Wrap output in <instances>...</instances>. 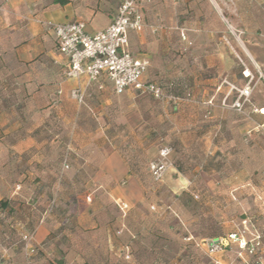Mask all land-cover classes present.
I'll return each instance as SVG.
<instances>
[{
    "label": "rangeland",
    "instance_id": "1",
    "mask_svg": "<svg viewBox=\"0 0 264 264\" xmlns=\"http://www.w3.org/2000/svg\"><path fill=\"white\" fill-rule=\"evenodd\" d=\"M111 1L115 8L121 2ZM143 12L146 29L133 43L150 59L149 77L175 82L192 100L93 92L85 104L73 95L77 103H33L25 101L28 72L14 80L0 66V100L11 90L19 100L0 103V247H20L23 264V236L36 238L32 220L51 225L50 264L77 241L92 264H247L236 245L209 255L205 241L241 230L245 221L264 232V116L254 111L264 105V86L255 87L245 113L222 104L231 85L246 81L242 61L258 76L248 44L231 33L204 38L200 31L218 12L202 1L151 0ZM27 133L35 145L14 148ZM165 146L168 168L155 180L149 163ZM123 222L128 231L116 233ZM34 243V258L46 257L43 243Z\"/></svg>",
    "mask_w": 264,
    "mask_h": 264
},
{
    "label": "crops",
    "instance_id": "2",
    "mask_svg": "<svg viewBox=\"0 0 264 264\" xmlns=\"http://www.w3.org/2000/svg\"><path fill=\"white\" fill-rule=\"evenodd\" d=\"M187 1L192 5L196 3V0ZM197 1H202L210 13L214 9L218 12V15L207 18L206 22L210 25L205 26L200 31L202 36L207 39L225 38L227 40L228 36L230 37L229 33L231 35L236 33L248 44L247 49L252 60L258 64L261 71L264 70V0ZM117 9L118 7L115 8L111 0H67L65 4L56 2V0H0V28L5 29L1 33L0 41L1 60H4L5 64L0 60V66L3 67L4 65L5 70L10 72L14 80L17 79L20 71L28 72L26 73L28 77L25 85L27 94H30L28 101L33 103L39 101V91L35 90V87H39V85L42 88L41 98L44 102L58 103L61 106L66 104L65 102L77 103L72 97L73 89L77 87H80L85 93L86 103L93 92H113L110 82H105L104 88L99 89L97 85L90 84L85 76L80 80L65 76L68 60L58 53L55 32L48 26L47 22L81 19L86 22V30L89 33H94L109 25ZM142 32L130 33L132 51H135L134 35L140 36ZM220 33H223L222 36H219ZM189 36H195V33H189ZM140 42L143 43V40L140 39ZM221 49L222 47L219 45L220 54H222ZM141 54L148 57L146 53ZM35 67H38L37 70L42 72L43 78L35 76ZM149 68L144 79H153L148 75ZM36 81H39L38 85H36ZM258 84L264 86V81L259 80ZM101 90L102 92H100ZM48 111L47 109L42 113L46 114ZM260 115L264 116V113ZM33 145H35L34 136L27 133L25 139H17L12 146L22 151L23 147L29 148ZM121 169L123 173L129 175L126 166L122 165ZM34 225L35 222L32 220L31 226L36 229V242L43 243L47 253L46 257L37 259L35 264H50V260H47L51 254L50 246L48 248L46 244L52 243L51 225L43 221H40L36 226ZM17 227L16 225V229ZM79 244L80 242L77 241L75 252L71 250V253L64 255L60 260H53V263L83 264L85 257L82 248H78ZM58 248L54 246L52 252L55 249L59 251ZM20 251L22 252V249L16 245H10L6 249L0 247V264H23L25 257L20 254Z\"/></svg>",
    "mask_w": 264,
    "mask_h": 264
},
{
    "label": "built area",
    "instance_id": "3",
    "mask_svg": "<svg viewBox=\"0 0 264 264\" xmlns=\"http://www.w3.org/2000/svg\"><path fill=\"white\" fill-rule=\"evenodd\" d=\"M151 0H121V3L107 27L89 33L86 22L81 19L52 22L48 21L56 36V49L59 54L68 60L65 76L80 80L87 77L90 84L103 89L105 82H110L115 94L138 92L148 94L157 100L171 99L165 89L155 80L144 79L150 67V59L141 53L132 51L130 44L131 32H142L146 26L143 9ZM230 25V24H229ZM235 35L241 40L240 36ZM242 61V60H241ZM258 76L242 61V77L246 80L242 86L231 85L230 92L223 99L222 104L239 113H245L251 103V97L259 80L264 81V74L256 62ZM232 91L236 94L229 99ZM73 97L79 104L85 101V93L80 87L74 88ZM264 108H255L254 111L263 113ZM171 149L167 146L160 151V158L149 163V171L155 180H160L169 164L168 156ZM69 165L65 161L64 169ZM119 207L125 211L128 204L124 202ZM243 229L228 234L207 239L204 247L209 255L224 252L237 246V255L247 264H264V232L259 231L247 221ZM35 233L23 236L27 261L36 253L34 243ZM248 258V260H246ZM29 264V262H28Z\"/></svg>",
    "mask_w": 264,
    "mask_h": 264
},
{
    "label": "trees",
    "instance_id": "4",
    "mask_svg": "<svg viewBox=\"0 0 264 264\" xmlns=\"http://www.w3.org/2000/svg\"><path fill=\"white\" fill-rule=\"evenodd\" d=\"M56 2H59V3H61V4H65V3H67V0H56ZM121 3V2H120ZM120 5V4H119ZM119 7V6H118ZM4 68V66L2 67V69ZM4 70H5V68H4ZM6 71V70H5ZM8 72V71H7ZM152 80H155V81H157L164 89H165V91H166V93L169 95V96H172V99L173 100H183V99H189V100H192V98L190 97L191 96V93L190 92H184L182 95L181 94H179L178 92H177V84L175 83V82H173V81H170V82H163V81H161V80H158V79H152ZM4 84V83H3ZM13 86V85H12ZM6 87H9V85L8 86H6ZM11 87V86H10ZM39 87H40V90H39V96H38V99H39V101H36V102H41V101H43L42 100V98H41V93H42V88H41V85H39ZM38 87V88H39ZM12 88V87H11ZM14 90H11V94L7 97V96H4L3 98H2V100H0V103H2V102H5V103H10V104H13V103H17V102H19V100L16 98V94H15V92H13ZM36 91H38V90H36ZM100 92H102V90L100 91ZM136 93H138V92H136ZM140 94V93H139ZM30 96V94L28 95L27 94V91H26V100L25 101H28V97ZM86 96H85V101H84V103L83 104H85L86 103ZM172 100V101H173ZM42 108H44V106H42ZM0 110H1V106H0ZM18 110H19V108H18ZM13 142H15V141H13ZM150 172V171H149ZM129 173H131V171L129 170ZM1 204H2V206H7L8 204L6 203V202H4V203H2L1 202ZM127 216V213H124V212H122V214H121V217L122 218H124V217H126ZM17 223H19L18 221H16V224ZM128 231V229H127V227H126V225H125V223L123 222L122 223V225H120V229H116L115 230V232L116 233H118V234H122V233H125L126 232V230ZM88 233V232H87ZM91 233H92V231H91ZM109 236V235H108ZM108 246V245H107ZM87 247V245L85 244V246L83 247L82 246V248L83 249H85V251L83 252V254H84V257H85V261H84V263L83 264H92L93 263V259L92 258H90V256H89V254H88V252H87V249L88 248H86ZM108 247H110V245L108 246ZM126 247H127V249H129V247H130V245L129 244H126V245H124V246H122V251L123 252H125L126 250ZM36 253L29 259V263L30 264H35V261L37 260V259H35L34 257H35V255L37 254V252L38 251H40L39 250V248H38V246H36ZM131 248V247H130ZM93 250V249H92ZM125 250V251H124ZM73 251L75 252L76 250H75V246H74V249H73ZM74 252H72L73 253V255H74ZM125 254V253H124Z\"/></svg>",
    "mask_w": 264,
    "mask_h": 264
}]
</instances>
